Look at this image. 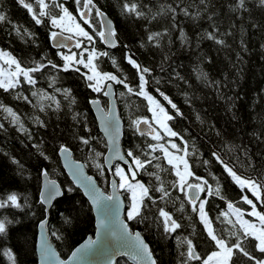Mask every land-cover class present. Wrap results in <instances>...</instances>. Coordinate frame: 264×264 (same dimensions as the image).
Masks as SVG:
<instances>
[{
  "label": "trees",
  "instance_id": "trees-1",
  "mask_svg": "<svg viewBox=\"0 0 264 264\" xmlns=\"http://www.w3.org/2000/svg\"><path fill=\"white\" fill-rule=\"evenodd\" d=\"M95 2L111 19L116 31V46L112 49L104 47L99 37H95V44L89 46H94L98 52L109 54L98 61L100 68L105 72L115 73L116 69L113 68L110 59L114 57L123 69L122 75L128 76V83L134 88L138 84V76L135 69L127 63L126 54L133 55L138 63L152 70L151 75L146 76L148 80L146 90L160 101L169 114L175 116V109L171 108L156 89L159 88L172 99L183 115L175 116L168 123L174 131L179 132L188 141L190 153L193 146L198 150L196 156L188 157L192 170L197 176L208 179L213 188H215V181L212 175L220 178L221 191L226 199L222 200L217 196L207 197L206 210L213 221V227L223 233V229L229 226L221 222L223 217L220 220L216 218L220 212L227 211V201L230 200L237 207L248 211L250 206L244 204L240 197L242 194L250 198L252 196L248 191L241 193L240 188L223 171L212 153L217 152L227 162L236 165L238 174L255 175L252 169L244 166L247 161L241 149L246 148L256 169L264 168V48L261 47L264 45V9L256 6V0H248L249 12L236 14L232 13L228 7L232 0H210L215 8L216 22L220 31L231 29L233 32L232 36L226 37L230 47L223 48L204 38V31H211L206 18L193 21L180 15L177 17L179 27L172 28L168 15H161L157 20L147 23L143 18L138 19L134 15L127 14L122 8L124 0H95ZM132 2L140 5L147 4L155 12L161 5L174 3V0H132ZM185 2L187 3L188 0ZM66 6L76 14L74 0H66ZM0 9L6 13L11 22L0 24V49L10 51L26 64H30L32 60H39L41 55H46L55 63L62 65L63 61L57 52L78 53L80 51L54 49L50 44L49 26L35 25L27 10L19 5L18 0H0ZM96 24L100 30L99 18H96ZM14 25L28 28L36 33V43L22 42L13 31ZM145 28L153 32L167 28L169 34L161 39L158 48L147 42L148 31H145ZM180 28H183L187 35V43H182L180 39ZM241 39L245 42L247 50L241 47ZM85 43L87 44V41ZM142 43L144 47H141ZM80 67L81 73L87 72L82 66ZM203 74H207V81ZM35 76L37 78L35 89L22 83L16 91L23 92L33 100V103H36L37 98L31 97V91L43 89L60 101L62 111L55 113L46 108L45 112H40L38 108L34 109L32 105L24 101L14 99V92H4L0 89V101L13 107L22 115L25 126L33 135V139H28L27 134L17 131L10 125L9 120L3 119L4 114L0 113V123H4L6 129V131H0V195L18 192L21 203H24L25 198L27 199V206L23 209H0V219L7 217L12 221L8 225L7 235L0 236V264H10L8 258L3 255L4 249L12 250L17 264H37L35 253L37 225L45 216V207L40 203L42 169L48 170L49 177L60 184L63 192V195L54 199L48 211L49 237L60 256L65 258L77 244L94 234L92 209L81 191L71 183L63 171L58 151L55 150L59 144H67L72 150L73 158L83 162L87 172L95 177L103 191L108 192L109 174L105 170L104 176H101L89 159L88 148L73 139L74 131L83 133L82 126H76L71 118L72 112H80L86 116L88 126L92 130L91 135L95 137L92 147L104 154L106 143L98 130L90 101L98 98L102 102L101 105L106 108L107 99L102 94L92 92L87 87L86 79L74 71L57 72L49 67L43 73H36ZM50 76L56 78L52 87H49ZM157 79L160 80V84H156ZM21 81H23L22 77ZM208 81H218L219 84L210 85ZM113 87L123 121L121 144L124 152L135 149L136 145H140V149L147 150L146 144H154L156 141L140 136L130 126L131 120L136 117L151 119L152 113L148 111L147 100L129 94L121 97L120 93H126V89L122 85ZM55 89L71 90L76 100V103L72 105V112L68 110L69 101L64 99L62 92H56ZM41 102L45 105L50 103L48 100ZM34 116L45 120L48 126L41 128L33 123L29 117ZM257 136L260 138L257 139ZM167 139L166 137L160 143H166ZM171 139L178 146L183 147V142L178 137ZM33 143H40L51 159L44 160L40 157L37 150L32 147ZM140 149H137V154H141ZM152 154L161 157L160 161H153V164L160 163L165 168L169 167L166 160L162 158V152L157 150ZM236 156L240 157L239 162L235 159ZM10 157H15L24 165L23 175L19 174L18 166L12 164ZM141 158L144 157L141 155ZM205 160L209 162L207 165L203 163ZM100 163L103 164V157L100 158ZM147 171H157V169L148 166ZM159 174L166 187L168 181L176 179L171 172H159ZM137 179L150 187L154 198L160 196V193L154 190L159 186L154 177L147 175V172H141ZM68 187H71L73 191L68 192ZM121 191L126 201L124 214L126 219L130 197L128 192ZM205 196V193L201 194V198ZM176 197H180V200H176ZM181 201L185 203L184 212L177 211ZM254 202L257 208L264 212V205L256 200ZM158 206L165 207L167 211L173 213V218L182 225L171 236L165 235L162 227L152 220L139 222V220L126 219L130 229L139 231L147 241L157 264H179L181 259L179 252L184 249L178 247L177 236L181 238L189 236L193 239L198 245L197 251L202 256L211 250L203 225L199 222L198 215L191 211V205L184 200L183 193L172 191L171 198L166 203L158 201ZM149 208L150 211L146 214L154 215L155 208L151 205ZM65 217H69L71 223L66 224ZM193 228L195 234L190 235ZM53 232L61 238L57 239L52 235ZM115 264L130 263L120 259ZM191 264H200V262L193 261ZM244 264H251V262L245 261Z\"/></svg>",
  "mask_w": 264,
  "mask_h": 264
},
{
  "label": "snow or ice",
  "instance_id": "snow-or-ice-1",
  "mask_svg": "<svg viewBox=\"0 0 264 264\" xmlns=\"http://www.w3.org/2000/svg\"><path fill=\"white\" fill-rule=\"evenodd\" d=\"M19 5L27 10L32 21L35 25H48L50 28V39L55 41V46L59 49L72 48L80 50L77 52L65 53L62 51L57 52V55L63 61V64H57L49 59L46 55H41L39 60H32L30 64H26L24 60L18 59L10 51L0 49V89L4 92H14V99L22 100L25 103L32 105L34 109L38 108L40 112H45L46 108L51 109L53 112L58 113L62 111L60 101L56 100L54 95L47 94L43 89H36L31 91V97L37 98L36 103L23 92H17L16 89L27 84L33 89L37 84L36 73H43L45 69L51 68L54 70L68 72L74 71L80 73L87 81V87L92 92L102 94L108 97V108L105 111L101 106L100 99H92L90 103L95 107L100 122L103 125L105 133L108 135V143L111 145L109 151L112 152L116 159L123 161L127 166L122 167L120 164L114 166L109 171L112 172L113 179H111L112 193L105 195L97 186L96 182L91 176L85 177L83 174L84 164L78 163L71 159L72 150L67 144H59L55 149L58 154L64 159L65 167L73 169V181L77 187H82L85 190V195L89 197L92 205L97 211L96 222V239L88 238L85 244H82L75 251L72 252L68 260H58V257L51 251L46 242L41 247L42 262L48 264H70L71 261L79 258L86 259L91 255H101L109 260L116 251L126 249L123 252L125 255L132 256L133 259L138 261V264H157V260L153 257L152 251L149 249L139 232L132 233L128 224L120 219V197L117 195L118 190H124L130 193V203L127 208L126 219L128 221L139 220L145 222L152 220L154 223L162 227L165 235L171 236L182 227L177 219L173 218V213L167 211L165 207L158 206L159 202H167L171 198L172 191H178L184 194V200L187 204L191 205V211L196 213L199 222L203 225L204 232L207 235L210 244V251L206 255H201L197 251L198 245L194 243L193 239L189 236L179 237L178 247L183 248L179 252L181 257L179 264H191L193 261H199L200 264H244L245 261L251 264H264V212L257 208V204L248 195L242 194L240 200L250 206L251 210L246 211L237 207L232 201H227V211H222L217 216L220 220L229 227L223 229V233L218 232L213 227V221L206 210L208 204L207 197L217 196L224 200L226 197L222 194V185L220 178L212 175L215 181V188L209 183L208 179L197 176L189 164L188 157L196 156L198 150L193 146L191 153L189 152L188 141L168 123L172 121L175 116H182L177 105L173 103L159 88L156 92L172 109H175V116L169 114L165 107L153 95L149 94L146 90L148 80L146 76L151 75L152 70L149 67L143 66L133 58V55L125 56L127 63L135 69L138 76V84L132 87L128 83V76L122 75L123 69L118 64L114 57H111L113 68L116 69L115 73L103 71L98 61L103 56H108L107 52H98L95 47H89L95 44V37L112 47L116 46V41L113 37L116 36L115 29L112 28L111 22L107 21L105 24V13L97 6L95 0H74L76 6V14H74L67 6L66 0H18ZM256 6L264 9V0H256ZM230 11L236 14L249 12L248 0H232L228 5ZM123 11L129 15H134L136 18H143L147 23L157 20L161 15H168L172 28L179 27L177 17L182 15L185 18L193 21L206 18L209 22L211 31L205 30L203 33L204 38L215 42L223 48L230 47L227 43L226 37L233 35L231 29L221 32L220 27L216 22L215 8L212 6L210 0H174V3L161 5L159 9L153 12L147 4L140 5L132 2V0H124L122 4ZM96 18L101 21V27L106 26L107 31H102L97 28ZM11 23L8 20L6 13L0 9V24ZM87 26V27H85ZM235 27V25H233ZM54 29V30H53ZM89 29L91 31H89ZM13 31L19 39L28 43L31 41L36 43V33L30 31L28 28L22 26H13ZM145 31H148L145 28ZM180 39L182 43H187L188 38L183 28L179 29ZM67 33V35H65ZM11 34V33H10ZM169 34V29L165 28L163 31H148L147 42L154 44L155 47H160V42L163 37ZM63 37V39H60ZM75 41L74 44L69 45L65 41ZM87 41V44L85 43ZM241 47L247 50V46L243 39L240 40ZM38 46V45H37ZM144 47V44H141ZM264 48V45H261ZM86 54V55H85ZM239 58V54H237ZM167 59V57H165ZM5 65L7 67H5ZM88 69L87 72L81 73V67ZM204 79L207 81V74H203ZM21 77L23 81H21ZM199 78V77H198ZM51 83L49 87L55 84V76L49 77ZM182 79V77H181ZM160 84V80L155 81ZM210 85H218V81H208ZM114 85H122L125 92H121L120 96L126 94L143 97L148 102V111L152 113L151 119L148 117H136L131 120L130 126L142 137H149L156 143H147L144 149H140V145H136L135 149H129L125 155L120 154L119 148L116 146V137L119 134L120 123L116 116L115 108L111 105L114 103L115 93L113 91ZM56 92H62L64 99L69 101L68 110L72 112V105L76 103L75 97L72 96L70 89H55ZM48 100L50 103L47 105L41 101ZM0 113H3V119L9 120L12 127L17 131L27 134L28 139H33L31 131L25 126L24 118L13 107L8 106L3 101H0ZM10 118V119H9ZM72 120L76 126H82V133H73V139L77 140L81 145L88 148L90 153L89 159L94 166L98 169L101 176H104L105 164L109 158L104 157L105 163H100V158L104 156L102 152L96 151L92 147V141L95 139L91 135V128L88 126L87 118L83 113L72 112ZM33 123L39 125L41 128H46L48 125L45 120L39 116L29 117ZM199 119V116H197ZM0 131H6L4 123H0ZM219 135V133H217ZM166 140V143L160 141ZM178 137L183 142V147L178 146L171 138ZM260 137L257 136V139ZM166 144L170 145L171 149L176 152H181L182 155H176L169 151ZM33 148L44 160H50L45 151L42 149L40 143H33ZM137 149H140L141 154H137ZM157 150L163 153V159L166 160L168 168L162 164H153V161H160L161 157L153 155ZM233 151V149H229ZM243 156L246 158V168H250L255 172V175L238 174L236 165L230 164L217 152H213L212 156L222 166L223 171L231 178V180L240 188L241 193L245 189L251 192L256 201L264 205V168L256 169L252 158L249 156L246 148L241 149ZM7 155V153H5ZM141 155L144 157L141 158ZM12 164L17 165L19 174L23 175L24 165L15 157H10ZM235 159L239 162L240 157L236 156ZM205 165L209 162L203 161ZM148 166H152L157 171H147ZM141 172H147V175L154 177L158 182L155 191L160 193L158 198L151 195V189L145 183L140 182L137 177ZM159 172H171L175 175L176 179L168 181V186H165ZM40 175L45 180V191L41 192L40 203L48 204L57 196L63 195L60 186L54 180L49 179V172L47 169H42ZM211 175V173H210ZM118 178V180L116 179ZM171 189V191L169 190ZM68 192H72L71 187L67 188ZM205 193V198H201V194ZM180 200V197H176ZM175 203V201H173ZM149 205L155 208L154 215H148L146 212L150 211ZM27 206V199L21 203V196L18 192H9L0 195V209L16 208L23 209ZM185 203L181 201L177 211L184 212ZM245 216L252 217L253 219H245ZM234 217V219H233ZM64 222L71 223L69 217L64 218ZM12 221L7 217L0 219V236L7 235L8 225ZM46 226V221L40 223V228L43 230ZM195 234V229L190 235ZM52 235L57 239L61 237L53 232ZM255 253L261 254L257 256ZM5 255L10 264H17L16 257L11 249H4Z\"/></svg>",
  "mask_w": 264,
  "mask_h": 264
},
{
  "label": "water",
  "instance_id": "water-1",
  "mask_svg": "<svg viewBox=\"0 0 264 264\" xmlns=\"http://www.w3.org/2000/svg\"><path fill=\"white\" fill-rule=\"evenodd\" d=\"M107 21H110L111 22V25H112V28L114 29V25H113V22L111 21V19L105 14V24ZM99 23H100V30L102 31H107V27L104 26V27H101V21L99 19ZM65 35H67L65 33ZM60 39H63V37H60ZM113 39L115 40V37H113ZM74 40L73 41H65V43H68L69 45L71 44H74ZM102 44L104 45V47H106L107 49H112L113 47L103 41H101ZM50 44L51 46L54 48V49H58L60 50L59 48H57L55 46L56 42L55 41H52L50 39ZM64 50H72L74 49V47L72 48H63ZM113 91H114V87H113ZM115 93V92H114ZM107 99V107L104 108L105 111H107V108H108V100L109 98L108 97H105ZM102 106V105H101ZM113 108H115V112H116V116L117 118L119 119V123H120V130H119V134L118 136L116 137V146L119 148L120 150V154L121 155H125L126 153L124 152L123 150V147H122V144H121V140H122V136H123V121H122V118L120 116V113H119V107H118V103H117V100H116V96L114 97V103L111 105ZM103 107V106H102ZM90 108L93 112V115L95 117V120H96V123H97V127H98V130L99 132L101 133V135L103 136L104 140H105V143H106V151L104 153V156H103V163H105L104 161V157H108L109 160L108 162L105 164V170L108 172L109 174V181H108V192H105L103 191V189L98 185L95 177L91 174H89L87 172V170L85 169V167L83 168V174L85 177L87 176H91L93 178V180L96 182V186L102 191L105 193V195H109L112 193V187H111V179H113V176H112V172L109 171L110 168H112L114 170V166L116 164H120L122 165L123 167H125L127 169V166L123 164V161H120L118 159L115 158L114 154L112 152L109 151V147H111V145H109L108 143V135L105 133L104 131V128H103V125L101 124L100 122V119H99V116H98V113L95 109V107L90 103ZM58 158H59V161H60V164H61V167L63 169V171L65 172L66 176L68 177V179L71 181V183L76 187L78 188L81 193L83 194V196L85 197V199L88 201L91 209H92V213H93V217H94V226H95V231H94V234L93 236L91 237L93 240L96 239V222H97V211L96 209L94 208V206L92 205L90 199L88 196L85 195V190L82 188V187H77L76 183H74L73 181V175H72V172H73V169L72 168H69V167H65V162H64V159L58 154ZM72 160L78 162V163H81V164H84L83 162L79 161V160H76L73 158V156L71 157ZM50 180H54L56 181L55 179H52L49 177ZM56 183L60 186V184L56 181ZM45 180L43 178V176H41V187H40V197H41V192L45 191ZM60 189H61V186H60ZM62 191V189H61ZM117 195L120 197V208H119V215H120V219L123 220L125 223L128 224L127 220L124 218V214H125V205H126V201H125V198L121 192V190H118L117 191ZM60 196H57L56 198H58ZM55 198V199H56ZM54 200H52L50 203L48 204H43L44 207H45V216L42 220L39 221L38 225H37V233H36V241H35V253H36V257H37V264H41L42 262V252H41V247L42 245L45 244L46 242V246H49L51 251L54 252L56 254V256L58 257V260H68V258L71 256L72 252L75 251L78 247H80L82 244H85L88 240V237H86L84 240H82L79 244H77L70 252L69 254L63 258L60 256L59 252L57 251V249L55 248V246L53 245L50 237H49V230H48V211H49V208L51 207L52 203H53ZM42 221H46V226L45 228L42 230L40 228V223ZM128 228L129 230L134 234L136 232H139L137 230H131L129 225H128ZM140 233V232H139ZM141 234V233H140ZM142 236V234H141ZM142 238L144 239V237L142 236ZM145 243H147V241L144 239ZM148 244V243H147ZM149 246V244H148ZM149 249H150V246H149ZM151 250V249H150ZM126 251V249H122V250H118L115 252L114 255L111 256L110 258V264H115L118 260L120 259H124L126 260L128 263L130 264H138V261L133 259L132 256L130 255H125L123 254V252ZM154 257V255H153ZM155 258V257H154ZM44 264H48L47 261L44 262ZM58 264V262H57ZM70 264H109V260L108 258L104 257V256H101V255H91L89 256L88 258L86 259H75L73 261L70 262Z\"/></svg>",
  "mask_w": 264,
  "mask_h": 264
},
{
  "label": "rangeland",
  "instance_id": "rangeland-1",
  "mask_svg": "<svg viewBox=\"0 0 264 264\" xmlns=\"http://www.w3.org/2000/svg\"><path fill=\"white\" fill-rule=\"evenodd\" d=\"M73 52H75V51H73ZM70 53V52H69ZM86 55V54H85ZM0 63H2V61H0ZM5 67H7L6 65H5ZM87 71H88V69H86ZM173 142H175L174 140H172ZM176 143V142H175ZM177 144V143H176ZM166 146L169 148V151H171V152H173L174 154H176V155H182L181 153H178V152H176L174 149H171V147H170V145H168V144H166ZM122 166V165H121ZM123 167V166H122ZM126 170V169H125ZM117 180H118V178H116ZM245 191H247L246 189H245ZM249 192V191H248ZM250 194H251V192H249ZM129 194V197H130V193H128ZM251 196H252V194H251ZM250 198V197H249ZM250 199H253V200H255V197H251ZM251 210V208H249V210L248 211H250ZM126 214H127V211H126ZM233 219H234V217H233ZM245 219H253L252 217H248V216H245Z\"/></svg>",
  "mask_w": 264,
  "mask_h": 264
},
{
  "label": "flooded vegetation",
  "instance_id": "flooded-vegetation-1",
  "mask_svg": "<svg viewBox=\"0 0 264 264\" xmlns=\"http://www.w3.org/2000/svg\"><path fill=\"white\" fill-rule=\"evenodd\" d=\"M127 170V169H126Z\"/></svg>",
  "mask_w": 264,
  "mask_h": 264
}]
</instances>
